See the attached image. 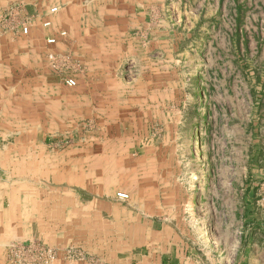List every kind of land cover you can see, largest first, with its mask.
<instances>
[{
    "label": "crops",
    "instance_id": "1",
    "mask_svg": "<svg viewBox=\"0 0 264 264\" xmlns=\"http://www.w3.org/2000/svg\"><path fill=\"white\" fill-rule=\"evenodd\" d=\"M166 3L0 0V48H17L14 59L40 81L30 99L19 88L14 98L0 72V264L8 263L11 244L29 241L56 251L51 264H185L193 255L172 228L178 220L166 211L178 189L171 179L176 170L164 165L171 159L162 134L165 81L173 77L163 57L171 45ZM193 10L184 15H199ZM29 18L27 35L18 37ZM49 37L56 43L47 45ZM46 48L80 64L69 72L76 86L42 65ZM252 158L247 153L245 196L258 195L264 184L262 161ZM259 201L255 210L252 201L241 206L231 264H264V247L255 242L264 229ZM67 247L80 250L83 259L64 257Z\"/></svg>",
    "mask_w": 264,
    "mask_h": 264
},
{
    "label": "rangeland",
    "instance_id": "2",
    "mask_svg": "<svg viewBox=\"0 0 264 264\" xmlns=\"http://www.w3.org/2000/svg\"><path fill=\"white\" fill-rule=\"evenodd\" d=\"M166 1L170 31L165 38L171 45L163 57L173 77L165 81L169 92L162 134L171 159L164 165L174 167L176 174L170 177L178 184L166 211L178 220L172 222L174 232L194 251L185 264H231L239 246L236 225L241 206L252 201L249 206L255 210L257 198L264 202V184L258 195H242L247 153L253 155V163L255 158L262 161L264 169V103L260 101L264 100V0ZM192 8L199 15H184ZM31 20L23 22L28 26ZM190 27L194 30L188 31ZM17 35L27 33L19 30ZM49 51L40 54L42 65L63 78L51 69ZM18 52L13 46L0 48L2 86L25 90L24 98L30 99L31 89L40 81L29 66L14 59ZM61 59L60 64L68 61V74L80 66L70 63L71 57ZM263 209L258 206V217ZM255 235V242L264 247V229ZM72 250L73 259H83L80 250ZM7 264L15 262L8 259Z\"/></svg>",
    "mask_w": 264,
    "mask_h": 264
},
{
    "label": "built area",
    "instance_id": "3",
    "mask_svg": "<svg viewBox=\"0 0 264 264\" xmlns=\"http://www.w3.org/2000/svg\"><path fill=\"white\" fill-rule=\"evenodd\" d=\"M56 10L57 7L50 8V12H55ZM42 24L43 26H49L50 21L46 20ZM19 29L22 34L28 33V26L26 25V23L21 24ZM58 33L60 37L66 36V32L64 30H60ZM55 43H56L55 37H49L46 39L47 45H53ZM47 57L51 69L63 75L64 84L69 87L75 86L76 79L75 77H73V75L68 74L69 66L67 65V63L66 64L59 63V58L60 59L64 58L61 60L65 62V60H67V58H70V56L62 57L52 51H49ZM116 197L121 200H126L128 198V194L124 192H117ZM7 255H8V259L11 262L14 261L15 264H24V263L48 264L49 262H53L57 257V253L53 248L33 242H15L9 246V251ZM65 256L67 259H73L75 257L72 248H68L65 251Z\"/></svg>",
    "mask_w": 264,
    "mask_h": 264
},
{
    "label": "trees",
    "instance_id": "4",
    "mask_svg": "<svg viewBox=\"0 0 264 264\" xmlns=\"http://www.w3.org/2000/svg\"><path fill=\"white\" fill-rule=\"evenodd\" d=\"M264 95V93H263ZM261 103L263 102L264 103V100H262V98L260 99ZM257 108H258V103H257ZM252 123V122H251Z\"/></svg>",
    "mask_w": 264,
    "mask_h": 264
}]
</instances>
